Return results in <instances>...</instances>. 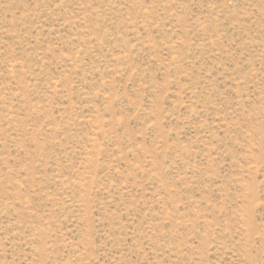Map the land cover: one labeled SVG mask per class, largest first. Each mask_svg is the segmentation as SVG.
<instances>
[{
  "label": "rangeland",
  "instance_id": "374dc122",
  "mask_svg": "<svg viewBox=\"0 0 264 264\" xmlns=\"http://www.w3.org/2000/svg\"><path fill=\"white\" fill-rule=\"evenodd\" d=\"M0 264H264V0H0Z\"/></svg>",
  "mask_w": 264,
  "mask_h": 264
}]
</instances>
